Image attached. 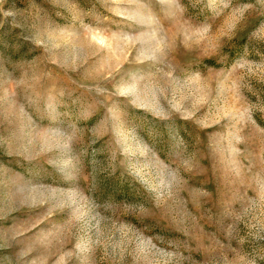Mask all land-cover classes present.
<instances>
[{"label": "rangeland", "instance_id": "rangeland-1", "mask_svg": "<svg viewBox=\"0 0 264 264\" xmlns=\"http://www.w3.org/2000/svg\"><path fill=\"white\" fill-rule=\"evenodd\" d=\"M0 264H264V0H0Z\"/></svg>", "mask_w": 264, "mask_h": 264}]
</instances>
